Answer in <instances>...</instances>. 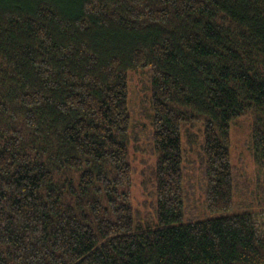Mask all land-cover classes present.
<instances>
[{"label":"trees","instance_id":"trees-1","mask_svg":"<svg viewBox=\"0 0 264 264\" xmlns=\"http://www.w3.org/2000/svg\"><path fill=\"white\" fill-rule=\"evenodd\" d=\"M144 71L155 224L131 200ZM246 116L264 172V0H0V264H264V210L235 203ZM198 142L213 216L193 221Z\"/></svg>","mask_w":264,"mask_h":264},{"label":"rangeland","instance_id":"rangeland-1","mask_svg":"<svg viewBox=\"0 0 264 264\" xmlns=\"http://www.w3.org/2000/svg\"><path fill=\"white\" fill-rule=\"evenodd\" d=\"M147 72L131 73L130 105L133 117L134 138L131 148V160L134 167L131 190L132 205L136 211V222H157V197L154 196L152 168L155 157L152 153L149 103L147 102ZM252 119L249 116L236 121L231 128V161L234 167L237 190L235 203L237 208L246 212L257 213L264 210V172L255 162L251 145ZM199 134L198 128L194 129ZM200 142L193 146L186 145L185 161L187 186L192 198L187 202V219L203 220L210 214L205 207V188L203 182V159L200 156Z\"/></svg>","mask_w":264,"mask_h":264}]
</instances>
